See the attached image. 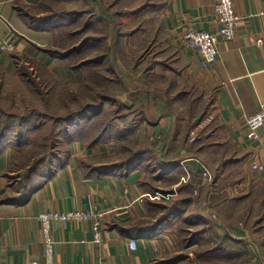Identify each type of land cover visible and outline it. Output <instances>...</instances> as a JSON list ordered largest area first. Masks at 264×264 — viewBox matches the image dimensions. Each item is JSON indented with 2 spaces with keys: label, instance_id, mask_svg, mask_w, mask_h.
<instances>
[{
  "label": "crops",
  "instance_id": "obj_1",
  "mask_svg": "<svg viewBox=\"0 0 264 264\" xmlns=\"http://www.w3.org/2000/svg\"><path fill=\"white\" fill-rule=\"evenodd\" d=\"M39 2L0 0V45L10 37L16 44L13 52L0 50V70L15 75L23 67L29 72L36 68L57 83L66 78L74 82L72 74L83 81L81 75L86 77L95 64L69 68V58L54 53L52 28L31 26L29 14H19V8ZM214 3L89 0L91 9L81 10L79 16L90 22L96 10L102 13L108 32L96 40L105 45L109 62L116 58L127 71L134 58L133 89L122 93L118 102L119 109L130 113L115 119L97 144L67 138L59 157L49 162L48 174L38 175L19 199L9 181L15 150L8 142L0 144V264L43 263L38 215L85 209L103 213L101 242H94L90 220L53 222L57 264H181L185 260L176 258L189 259L197 250L205 262L222 259L224 250L231 260L242 261L245 248L253 253L248 261L264 264V170L248 167L251 161L264 167V127L260 140L251 142L245 125L264 107V0H233L240 18L236 36L220 39L216 63L202 68L199 56L182 40L188 30L219 28ZM208 95L213 96L217 118L211 128L198 122ZM106 104L110 108L103 101V112ZM201 106L203 113L193 114ZM182 161L191 173L186 184L180 183ZM200 164L210 170L212 182L200 181ZM198 183L202 185L194 198ZM173 189L177 196L162 204L146 196ZM171 204L183 209L168 214ZM193 216L198 228L190 243L184 235L192 232ZM130 240L136 241L135 250L129 248Z\"/></svg>",
  "mask_w": 264,
  "mask_h": 264
},
{
  "label": "rangeland",
  "instance_id": "obj_2",
  "mask_svg": "<svg viewBox=\"0 0 264 264\" xmlns=\"http://www.w3.org/2000/svg\"><path fill=\"white\" fill-rule=\"evenodd\" d=\"M90 9L89 0H40L37 6L29 8L27 11L29 14L28 21L34 27L52 28L54 50L62 55L84 38V35L82 37L80 35L72 39L69 34L72 31L77 32L85 25L86 20L79 16L80 11L87 12ZM130 10L131 8L128 12H132ZM118 11L126 12L125 9H118ZM94 13L95 15L91 17L92 20L87 22L91 27L89 34L96 37L106 35L108 32L107 21L103 19L100 11L96 10ZM100 19L102 20L99 21ZM116 23L113 24L115 27L118 25ZM131 26H134V23ZM104 49L103 43L90 42L81 55L69 57V68L73 64H78L83 57L90 59L104 56ZM122 58L124 57L120 56L121 61ZM133 59L128 65L127 71L121 69L120 64L116 63V59L112 63L109 62V59H105L100 65L90 66L86 77L81 75L83 81H76V77L72 74L74 80L72 83L68 82V78L57 83L38 72L36 68L29 72L27 71L28 67H23L15 75L0 70V108L6 116L24 117L28 123L22 132L20 129L17 131L14 127L5 134L6 140L12 142L15 150L14 159L9 167L12 174L9 181L13 183L12 190L16 199L22 198L26 190L36 184L39 179L38 175L43 174L45 168L50 166L49 162L59 157V153L63 151V143L66 142L67 138H79L83 134L90 141L102 132L103 127L109 123V119L112 118L114 124V120L119 116L130 113L129 109H119L118 102L122 93H128L133 89L130 84V80L136 75V70L133 69ZM106 70L111 71V73L106 72ZM120 81L125 82V87L120 84ZM106 97L113 99V104L111 103L109 109L106 104L107 111L105 110L97 116V119L94 118L93 114L98 112L97 104L105 101ZM205 102L204 114L199 117L198 122H202L205 128H211L217 125L215 109L212 108L213 96L208 95ZM92 105L95 106L88 110L89 112L86 110L85 114L77 115L79 112L82 113L85 107ZM203 107H197V109L195 107L193 114L202 112ZM201 185L200 183L196 185V189L192 191V197L197 198L199 196L198 189ZM244 218L241 220L245 221ZM189 220V224H192V232L185 234L184 237L188 238L187 241L191 243L198 227H196L195 221L197 219L194 216L190 217ZM221 220L222 223L225 221L223 216ZM236 221L230 220L229 223L236 224ZM244 226L248 230L249 226L246 224ZM249 232L251 231L249 230ZM200 252L199 250L192 252V257L186 258L181 264H254L252 263L254 260L248 261L253 254L249 250L243 252L242 261L231 260L230 254L224 253L220 260L205 262L198 258Z\"/></svg>",
  "mask_w": 264,
  "mask_h": 264
},
{
  "label": "built area",
  "instance_id": "obj_3",
  "mask_svg": "<svg viewBox=\"0 0 264 264\" xmlns=\"http://www.w3.org/2000/svg\"><path fill=\"white\" fill-rule=\"evenodd\" d=\"M214 14L219 28L214 32L201 30H188L183 37V44L185 48L199 56V63L202 68H210L217 61V44L220 39L233 40L236 36L237 24L240 20L236 14L233 6V0H215ZM16 49L15 41L12 37L8 38L0 45L1 52H13ZM246 137L251 142L260 140V130L264 127V107H262L255 115L246 119ZM193 137V134H192ZM194 138H191L193 141ZM180 167L184 173L180 177V183H188L191 179V173L188 171L184 161L180 163ZM248 167L254 171H262L264 167L257 165L254 161L249 162ZM201 177L200 181L210 183L213 181V176L210 170L204 165L200 164ZM196 193V192H195ZM152 201H170L177 196L176 189L170 193H161L159 191L154 194L146 195ZM103 218L102 212L92 210H75L66 212H43L37 217L43 236V257L44 262L32 261L31 264H57L54 260V238L51 232V224L53 222H72L76 223L82 220H90L92 222V230L94 233V242H101V220ZM129 248L136 249V241H129Z\"/></svg>",
  "mask_w": 264,
  "mask_h": 264
},
{
  "label": "trees",
  "instance_id": "obj_4",
  "mask_svg": "<svg viewBox=\"0 0 264 264\" xmlns=\"http://www.w3.org/2000/svg\"><path fill=\"white\" fill-rule=\"evenodd\" d=\"M28 10H29V8H24V9L19 8L18 11H19V14L20 15H23V14H25V15L27 14L28 15V13H27ZM101 20L102 19H100L99 21H101ZM87 28L90 29L91 27H90V24L86 22L85 25H83V27L81 29H79L77 32L76 31H72L69 34V37L72 38V39L75 38L76 36H80L81 35V37H82V35H84V38L81 41H79L77 43V45L73 46L71 50H69L68 52H66L65 54H62V55L59 52H57V51H54V53L56 55L63 56V58H69V57H71L73 55L79 56V55H81V53L83 51H85L87 49V47L90 44V42H92V43H94V42L95 43H98L97 40H96L97 37L93 40V37L94 36H91V35L87 36L86 35ZM115 33H116V31H115ZM99 43H103V42L101 41ZM105 59H107L106 55H104V56H98V57H94V58H90V59H88L87 57H83V58H81L79 60V63L78 64H79L80 67H85V66H89V65L96 64V63H101ZM105 101H108L110 105H111V103L113 104V102H114L113 99H110L108 97L105 98ZM101 104H102V102H100L99 104H97L96 109H98V112L97 113L95 112L93 114L94 118H96V119H97V116H99V115H101L103 113V111H102V108L103 107H102ZM90 109H91V106H87V107H85V109L82 110V113L79 112L77 115H80L81 116L82 114H85L86 113V110L88 111ZM105 114H106V112H105ZM90 121H89V124H90ZM108 122L109 123L106 126L103 127L102 132L100 134H98L97 137H95L94 139H92V140L89 141V140L86 139L85 135H83V134H81L80 135L81 137H79V138L82 139V140H84V141H86V142H88L89 144H97V143H99L104 138V135L105 134H108L110 132V130H111V127H113L112 118L109 119ZM27 125H28L27 120L24 117L6 116L5 113H4V111L0 108V144L5 141V142H8L11 146H13L12 142L6 140V137H5L6 132H8L10 130V128H14V127L17 129V131H18V129H20V132H22V129L23 128L25 129V127ZM191 130H192V126L188 128L187 134H189V132ZM132 156H135V153L134 152L131 153V157ZM49 170H50V166H48V168H45V170L43 172H45V173L48 174ZM190 189H191V187H189V190ZM155 192H157V191H151L149 194H154ZM159 192H161V193H170V192H162V191H159ZM163 202H165V201H162L161 204ZM171 205H172V210L168 214H176L177 213L176 211H179V210H182L183 209V205H177V204H171ZM242 250L243 249H241V253H243L244 251H247L246 248H245L244 251H242ZM224 251L226 253H229L231 255V253L228 250H224ZM206 258H208V257H206ZM176 259L185 260L186 257L185 256H181V257H178Z\"/></svg>",
  "mask_w": 264,
  "mask_h": 264
}]
</instances>
